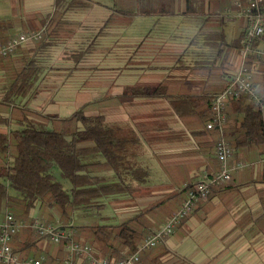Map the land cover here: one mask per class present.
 Here are the masks:
<instances>
[{
  "label": "crops",
  "instance_id": "crops-1",
  "mask_svg": "<svg viewBox=\"0 0 264 264\" xmlns=\"http://www.w3.org/2000/svg\"><path fill=\"white\" fill-rule=\"evenodd\" d=\"M144 1L150 3L153 0ZM187 1L196 7L202 6L205 14L227 8L221 0H197L194 3L190 0H175L176 6L172 11L163 9L159 12L135 7L134 0H112L109 4L101 0H12L8 7L10 14L0 15L1 19L19 21L13 34L44 28V35L47 25L42 24L41 19L47 14L59 19L52 21L51 25L58 33L52 38L53 45L34 54L31 48L37 41L27 42L11 55L12 67L22 65L24 59L33 54L42 66L29 93L18 98L17 102L26 104L32 110L58 117L69 116L84 106L85 114L102 113L107 122L143 130L144 137L140 136V143L130 147L129 157L139 164L140 158L155 156L163 171V179L151 181L148 177L134 196H109L104 199V208L99 214L106 217L100 223L117 224L140 209L178 192L176 196L168 198L163 204L152 206L144 216L130 222L140 233L137 244L155 222H164L180 207L187 195V191H182L183 187L188 182L196 181L202 173H208L212 167L211 158L214 159L213 150L208 145L212 139L215 144L217 133L205 129L198 116H177L166 97L161 95L162 90L159 95L139 96L132 95L133 91L129 89L132 86L163 84L170 94L200 90L199 85L189 82L190 78L180 76L187 72V68L178 63L182 59L185 64H189L207 51L202 41L197 39L196 42H190L199 29L197 17H194L198 25L197 32L191 38H180L174 34L167 37L159 29L156 31L160 34H147L140 39H131L122 34L125 30L123 26L136 15L158 13V26L168 21L165 18H171L168 16L184 21L189 16L185 12ZM125 9L143 12L129 15L121 12ZM109 16H113V19L105 25ZM231 16H237L235 10L228 13L227 17ZM224 20L220 27L225 34L222 26ZM101 26L103 30L99 34ZM102 45L107 47L103 54L117 60L109 71L105 70L106 67L99 68V48ZM77 52L81 54L75 59L74 53ZM231 57H236L235 52ZM91 58L94 60L91 61ZM9 68L0 66V82L6 80ZM223 78L225 81L226 70ZM91 92L95 93L94 98L88 96ZM108 98H112L115 105L110 115L103 111L89 112L91 106ZM2 115L6 116L7 113L2 112ZM10 126L12 124H0V129ZM257 153L256 145L239 149L231 161H241L245 166L233 171L226 185L216 188L207 199L199 202L193 213L157 244V251L151 255L153 261L145 256L143 263L264 264V180L261 179V158L264 155L257 156ZM105 172L109 174L111 171ZM108 207L109 213H102ZM30 215L34 214L30 212Z\"/></svg>",
  "mask_w": 264,
  "mask_h": 264
},
{
  "label": "trees",
  "instance_id": "trees-1",
  "mask_svg": "<svg viewBox=\"0 0 264 264\" xmlns=\"http://www.w3.org/2000/svg\"><path fill=\"white\" fill-rule=\"evenodd\" d=\"M121 12L131 15L143 11L125 9ZM185 12L201 13L197 18L200 23L198 32L190 42L201 38L207 51L202 52L189 64L179 59V65L187 68V72L180 76L184 79L190 78L189 82L199 85L200 90L170 94L166 92L163 84L132 86L129 89L133 91L132 95L139 96L159 95L162 90L161 95L166 97L177 116H198L206 129V122L212 117V95L225 84L223 73L228 68L227 62L232 53L239 52L244 29L237 37L227 41L220 27L223 18L219 13L213 11L204 14L202 6L196 7L188 1ZM112 19L113 16H109L105 25ZM41 21L47 25V32L45 31L42 38L31 48L34 54L53 45L52 38L58 34L51 26L52 21H59L58 18L47 14ZM14 27L13 20L0 18V44L6 43L12 37ZM102 30L103 26L99 28V34ZM262 42L264 36L254 44L259 45ZM34 54L25 58L22 65L11 66V74L8 73L6 80L0 82V124H12L8 129H0V211L3 207L12 205L18 211L17 215L13 213L14 217L24 221L35 217L30 215V212L38 206H45L49 210L54 208L67 221L76 217L77 212H82L81 218L97 215V219H90L89 222L62 226L73 228L77 241L90 242L95 255L107 258L123 257L136 250V241L140 234L130 222L144 216L152 206L163 204L178 192L162 198L150 207L140 209L135 215L117 224L100 223L106 218L99 215L100 210L104 208V199L112 195L134 196L148 180L149 169L129 157L130 147L140 143V136L144 137L143 130L107 122L102 113L85 114L84 106L77 108L69 116L58 117L32 110L26 104L17 102L18 98L29 93L42 70L38 57ZM74 54V58L78 59L81 53ZM257 75L260 76L258 81ZM256 76L254 84L260 93L259 101L255 103L248 95L241 94L232 97L225 109L227 120L224 134L233 149V155L244 146L255 145L258 147L257 156L264 155V63H259ZM2 112L7 115H2ZM214 145L212 139L208 148L213 150L214 159L211 158L212 167L209 174L217 169ZM55 168L59 169L62 178L70 181L69 188H64L55 178ZM105 170L111 172L108 174ZM261 179L264 180V161L261 162ZM196 181L188 182L182 191H188ZM229 181L212 186L208 197L213 190ZM194 208L187 217L193 213ZM95 212L97 213L93 214ZM187 217L182 219L179 225ZM43 241L51 243L38 235L33 228L27 227L13 235L11 246L22 256L44 255L46 264H63V244L53 243L55 249L50 251L45 250ZM156 246L145 249L140 254L141 264H144L145 256H149L153 261L151 255Z\"/></svg>",
  "mask_w": 264,
  "mask_h": 264
},
{
  "label": "built area",
  "instance_id": "built-area-1",
  "mask_svg": "<svg viewBox=\"0 0 264 264\" xmlns=\"http://www.w3.org/2000/svg\"><path fill=\"white\" fill-rule=\"evenodd\" d=\"M226 13L236 11L246 19V26L241 38V47L236 54V66L226 70L223 88L212 95V117L206 122V129L216 131L215 156L217 169L209 174L202 173L195 184L188 189L182 205L167 220L137 244L136 250L120 258H107L93 253L88 243L77 241L74 229L44 223L34 217L30 221L16 219L11 212L0 218V263L3 264H46V257L22 256L13 250V235L22 228L31 227L34 231L55 244H63L64 264H141L140 254L143 250L156 246L165 237L173 233L179 223L193 210L196 203L208 197L211 187L231 179L232 173L245 166V163L232 162L233 149L225 137V109L232 97L248 95L257 103L260 93L254 84V76L259 63H264V46L255 45V41L264 36V0H232ZM44 28L38 31L20 32L0 46V58L13 53L18 47L42 38ZM264 161V158L261 159Z\"/></svg>",
  "mask_w": 264,
  "mask_h": 264
},
{
  "label": "rangeland",
  "instance_id": "rangeland-1",
  "mask_svg": "<svg viewBox=\"0 0 264 264\" xmlns=\"http://www.w3.org/2000/svg\"><path fill=\"white\" fill-rule=\"evenodd\" d=\"M11 1L12 0H0V15L5 14L7 16V14H10V12L8 11V7L10 6ZM101 1H103L107 4L112 2V0H101ZM190 1L192 3L197 2V0H194V1L190 0ZM134 2L135 3H133L134 4L133 6H135V7L146 8L148 10H150L149 8H151L152 10L157 11V12H159L160 10H163V9L167 10V11H172L176 6L175 0H153L150 3H148L144 0H141L139 2L134 0ZM221 3L225 7L232 8L230 0H221ZM215 12L222 15L223 18L225 19L222 26L224 28L225 36H226V39L228 41L230 39H232L233 37H235V35L238 33V31L246 25V19H245V17H243L241 15H237L236 17L232 18V16L227 17L228 13H226L225 10H223V9L220 12H218V11H215ZM196 13L197 14L187 12V15H189V16L184 21H182L180 18H173L172 16H168L171 18H165V20H168V21H163L162 26H158L156 23L157 22L156 18L158 16H160V14H158V13L136 15L134 18H132L131 21H127L126 25L123 26V27H125L124 28L125 30H124V33H122V34L125 35L126 37H130L131 39H132V37H139V39H140L141 37L146 36L147 34L152 35V36H155L156 34H160L156 31L157 29H159L160 32H162V35L165 34L167 37L174 34L180 38H191L197 32V28H198L197 21L195 20L194 17L198 18V16L201 15L200 12H196ZM204 14H205V12H204ZM18 22L19 21L14 20V23H16L15 26L18 25ZM16 34H13L12 37L15 36ZM198 40L202 41L201 38H198ZM3 44L4 43H1L0 46ZM195 44H197V43H195ZM260 45L264 46V42L260 43ZM194 47L196 48L197 46L194 45ZM99 49H100L99 50V68L106 67L105 70L109 71V69H111L112 66H115V64L117 63V60L113 59L110 55H104L103 54L104 51L107 50V47H104L102 45ZM196 50H198V49H196ZM15 52L16 51L7 55L6 57L0 58V66H2L3 68H4V66H7V67L10 66L11 67L10 62L12 60H10V58H11V55H13ZM235 58L230 57L231 61L229 60L227 62V66H228L227 69H229L230 67L234 68L236 66V59ZM90 60L92 61L94 59L91 58ZM218 63H219V60H217L216 64L218 65ZM234 64H235V66H234ZM9 69H10L9 74H11L10 73L11 68H9ZM255 76H256V74H255ZM255 76H254V79L257 77L256 78L257 81L260 80V76H258V75L256 77ZM108 77H109L108 79L110 80L111 76L109 75ZM88 96H91L90 98H94L96 95H95V93L91 92L88 94ZM111 99L112 98H108L106 101L100 102L98 105L91 106L89 112L91 111V112L95 113L98 111H103V112L108 113L110 115L112 113L114 107H115V105ZM138 162L142 166H148L149 172H150L149 179L151 181H159V180H161V178L163 179V177H164L163 171L161 170L158 159L155 156H149L146 158L144 157L143 159L140 158ZM54 172H55V178L63 184L64 188H69L71 186V183L68 179L62 178L60 176L58 168H55ZM109 209H110V207H108L107 209H104L102 211V213H109ZM88 211L91 212L90 209ZM7 212L14 213L15 215L18 214L17 209L15 207H13L12 205H9V207H3L2 211H0V216H2L3 214H5ZM31 212L34 214V216L36 218H38L42 222L50 223V224H54V225H66L67 226L68 224H76V223L79 224L81 222H89L90 219L92 220V219L98 218L97 215L81 218L80 213H82V212H77V213H75L76 217L67 221L65 218H63L59 215L57 210H55L54 208H51V210H49L45 206H38L37 209L31 210ZM96 213L97 212H95L93 214H96ZM120 219L122 220V218H118L117 220H120ZM164 222H162V223H164ZM162 223H156L155 222L154 225L152 226V228L148 232L146 231L147 233L145 232V234L142 237V240L146 236L151 234L154 231V229L158 228ZM43 243H45L44 244L45 250L54 251L53 249H55L54 248L55 245L52 242L50 243V242H44L43 241ZM86 243L91 245L90 242H86ZM156 248H157V246L155 247L154 252L157 251ZM30 253H32V252H30Z\"/></svg>",
  "mask_w": 264,
  "mask_h": 264
}]
</instances>
